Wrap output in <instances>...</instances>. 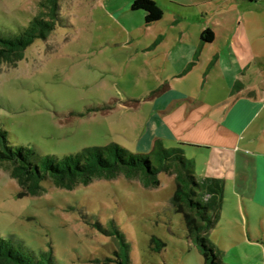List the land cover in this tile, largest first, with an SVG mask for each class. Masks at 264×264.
Wrapping results in <instances>:
<instances>
[{
    "label": "rangeland",
    "instance_id": "obj_1",
    "mask_svg": "<svg viewBox=\"0 0 264 264\" xmlns=\"http://www.w3.org/2000/svg\"><path fill=\"white\" fill-rule=\"evenodd\" d=\"M238 1L247 8H226L225 17L240 24L238 34L245 40H253L248 22L257 16L264 24V0ZM42 2L0 0V27L17 32L33 17H47ZM59 3L56 29L48 38L37 39L16 65L0 62V128L12 145L34 148L41 156L62 158L112 143L135 151L152 98L171 81L165 77L172 64L164 50L179 45L176 52L192 43L188 22L168 23L156 32L145 21L125 25L103 0ZM225 17L219 13L216 20L226 23ZM209 53L204 70L173 84L187 95L213 99L207 92L217 84L205 87L198 78L208 72ZM184 150L192 158V149ZM195 169L201 175V160ZM159 179L158 187H146L139 178L120 174L73 189L46 179L41 193L31 195L3 163L0 237L51 264H206L183 214L171 203L175 177L162 172ZM253 180L229 185L222 217L208 234L225 264H264V190Z\"/></svg>",
    "mask_w": 264,
    "mask_h": 264
},
{
    "label": "crops",
    "instance_id": "obj_2",
    "mask_svg": "<svg viewBox=\"0 0 264 264\" xmlns=\"http://www.w3.org/2000/svg\"><path fill=\"white\" fill-rule=\"evenodd\" d=\"M134 1L103 0V4L125 25L146 23V12L132 9ZM155 1L164 9V16L146 25H153L158 32L168 23L187 21L192 43L189 48L184 46L176 52L174 49L179 45L164 50L172 64V67L166 66L165 77L171 81L152 98L151 113L133 152H149L157 139L169 148L179 145L183 149L191 148V159L194 158V163L199 159L202 164L201 175L196 174L198 179L209 188L216 183L223 187L221 219L225 192L231 183L238 185L240 180L247 185L252 176L257 190H264V24L257 16L252 23L248 22L247 31L254 38L245 40L244 35L238 34L240 24L225 17L226 8H247L245 3L238 0ZM219 13L226 23L216 20ZM200 22L206 25H198ZM205 30L214 33L212 41L202 40ZM206 50L210 52L208 72L198 78L205 87L209 82L217 84L214 91L208 89V95L213 96L211 100L207 95H187L173 84L174 79L192 77L197 68L204 70L202 61ZM193 59L195 67L191 65ZM218 224L219 221L216 227Z\"/></svg>",
    "mask_w": 264,
    "mask_h": 264
},
{
    "label": "trees",
    "instance_id": "obj_3",
    "mask_svg": "<svg viewBox=\"0 0 264 264\" xmlns=\"http://www.w3.org/2000/svg\"><path fill=\"white\" fill-rule=\"evenodd\" d=\"M47 17H33L27 26L17 32H6L0 27V62L16 65L25 56L26 49L37 39H47L56 29L60 16L59 0L42 2ZM132 9L146 12V23L151 24L164 16V9L155 0H135ZM214 33L205 30L203 41H212ZM11 165V176L24 188V194L37 195L43 190L42 182L51 179L62 188L73 189L77 184H89L94 178L113 179L124 174L128 179L139 178L146 187H158L159 175L165 172L175 177L177 188L172 205L183 214L189 235L205 258L206 264H225L217 247L208 237L220 219L223 187L209 188L196 175L195 163L186 157L181 145L167 148L158 139L149 152H132L112 143L105 147H89L81 153L41 156L36 149L12 145L8 132L0 128V165ZM0 264H51L44 259L27 255L0 237Z\"/></svg>",
    "mask_w": 264,
    "mask_h": 264
}]
</instances>
